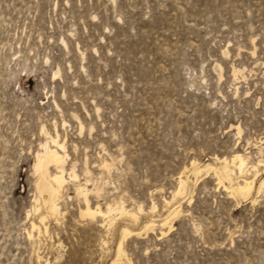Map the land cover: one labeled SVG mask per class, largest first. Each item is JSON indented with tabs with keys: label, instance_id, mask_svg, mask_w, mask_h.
I'll return each mask as SVG.
<instances>
[{
	"label": "rangeland",
	"instance_id": "374dc122",
	"mask_svg": "<svg viewBox=\"0 0 264 264\" xmlns=\"http://www.w3.org/2000/svg\"><path fill=\"white\" fill-rule=\"evenodd\" d=\"M49 137L67 182L40 222ZM234 152L264 159V0H0V264H264V192L191 170ZM77 186L137 222L80 217Z\"/></svg>",
	"mask_w": 264,
	"mask_h": 264
},
{
	"label": "bare ground",
	"instance_id": "6f19581e",
	"mask_svg": "<svg viewBox=\"0 0 264 264\" xmlns=\"http://www.w3.org/2000/svg\"><path fill=\"white\" fill-rule=\"evenodd\" d=\"M35 158L36 162L34 163V172L38 175L36 190L39 195L38 199L45 209V216L40 217L39 215L40 218H38V221L40 220V222H43L48 216L50 218L53 217L54 219H58V217L63 215L59 208L58 202L62 197V190L67 182L65 177V152L63 150V146L57 141V139L49 137L48 140L43 144L41 153H38ZM213 160H215L217 167H211L210 164H206L201 167L199 166L200 163L197 164L196 162L192 161L191 170L193 169L195 174H198L203 170H212L216 175L218 181L217 185L221 184L223 188L229 192V194L234 196L247 198L252 194L259 195L264 192V177H261V175L264 174V159H259L255 164H250L248 166L247 158L237 152H234L229 158L215 157ZM50 166L55 169L56 172L54 174L49 173ZM249 174H251V177H247ZM74 177L75 175L73 173H68V178L71 179ZM185 178L183 179L182 176L179 177L178 187L172 195V200L170 199L169 201H166L164 199L166 206L170 207L171 202L177 196H180L183 193L186 183ZM75 191L77 195L82 197L83 201V208H79L80 217H87L90 219L100 218L108 228H110L113 224V218L111 215L114 212L120 217L129 219L133 223L137 222L136 214L131 210L124 208L121 203L106 204L104 209H102L99 205L92 207L88 199L89 191L85 187L77 186ZM179 207L180 204L178 203V205L169 210L167 214L164 215V217H160L158 223L159 226H165L169 224L178 213ZM154 209L155 205L152 204L149 211L153 212ZM154 223V220L149 219L143 228L145 230L150 229L153 227ZM40 225H42V223ZM30 230L31 233L35 232L36 234H40L42 232L40 226L34 221L30 223ZM44 230H46L45 227ZM120 233L121 240L117 246L116 261L123 259V252L121 248L122 240L125 236L132 234V231L129 230V227L124 226Z\"/></svg>",
	"mask_w": 264,
	"mask_h": 264
}]
</instances>
